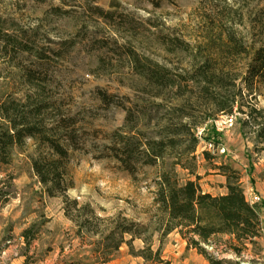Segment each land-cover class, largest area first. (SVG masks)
Instances as JSON below:
<instances>
[{"label":"rangeland","instance_id":"1","mask_svg":"<svg viewBox=\"0 0 264 264\" xmlns=\"http://www.w3.org/2000/svg\"><path fill=\"white\" fill-rule=\"evenodd\" d=\"M112 1L96 0V5L109 10ZM157 1L159 6L155 7L153 2ZM91 2L0 0V22L4 31L9 34L27 32L28 38L38 45L37 49L51 57L47 69L50 88L59 99L61 109L75 118L79 134L85 140L82 149L72 153L67 164L73 187L65 193L66 197H49L33 175L25 156L16 155L10 166L0 167V190L7 199L0 207V264H99L93 251L100 236L85 230H94V225L98 226L97 230H102L101 226L105 224L93 222L94 225L80 229L83 231L77 235L78 226L65 216V201L76 200L77 208L89 206L101 220L120 215L138 224L153 221V199L162 164L143 166L131 178L114 159L103 157L107 154L104 138L122 127L125 113L116 106L103 107L96 92L103 90L117 96L118 100L130 98L138 109L151 112L152 123L168 113H177L178 108L193 116L184 118V123L189 120L202 122L209 116L206 113L209 107L205 101L195 98L201 90L192 82L188 85L192 96L186 87L180 97L176 89L167 90L162 99L156 100L163 107L156 109L149 89L145 91L142 82L130 71L122 55L125 47L167 68L178 83V76H187L204 61L197 46L202 42L200 36L208 16L221 18L244 42L264 41V21L262 25L255 22L261 19L262 4L256 2L115 0L119 6L113 9L115 23L112 25L105 24L89 11ZM55 7L70 13L60 16L53 11ZM176 39L187 43L180 45L186 51L178 48ZM52 52L61 55L56 57ZM2 58L0 97L17 92L19 96L26 88L20 83L10 58ZM21 61L28 67L35 64L31 55L23 56ZM220 63L226 64L225 70L231 78L243 74L247 59L235 57ZM235 83L239 85V81ZM263 93L264 88L257 91L255 100L245 93L242 104L249 102L264 108ZM242 110L247 112L245 107ZM241 120H246V116L237 110L232 116L218 115L209 119V126L218 135L215 138L218 143L213 145L201 139L203 131L201 135L197 134L194 173L198 180L194 176L190 180L196 182L203 193L224 195L227 193L226 179L216 166H230L239 173V184L247 201L261 208L264 203V153L253 152L252 129L245 127L242 131ZM203 152L208 154L206 159ZM171 161L167 158L165 164ZM176 173L180 179L186 178V172L180 168H176ZM69 209L79 224L87 218L83 211L75 213L72 207ZM260 212L264 230V212ZM77 214L81 217H76ZM25 230H30L29 239L23 237ZM129 238L128 235L124 237L125 240ZM227 239L213 240V244L204 249L222 264H264V238L241 256H236L224 245ZM142 246L139 240L132 243L135 252ZM161 255L170 264H210L194 249H187L177 232L163 240ZM106 264L145 263L123 244Z\"/></svg>","mask_w":264,"mask_h":264},{"label":"trees","instance_id":"2","mask_svg":"<svg viewBox=\"0 0 264 264\" xmlns=\"http://www.w3.org/2000/svg\"><path fill=\"white\" fill-rule=\"evenodd\" d=\"M33 1L45 3L47 0ZM58 1L64 3L66 0ZM246 1L262 4L259 10L261 19L255 20L262 25L264 0ZM115 3L113 0L109 10H104L96 5V0H92L88 8L96 18L112 25L115 23L113 9L119 6ZM153 5L158 7L159 1L153 2ZM53 11L60 16L70 13L60 7L53 8ZM208 17L200 36L202 42L197 46L198 52L204 55V61L187 76H178V83L167 68L139 55L132 48L125 47L122 54L130 71L142 82L144 90L149 89L156 109L163 107L156 100L162 99L167 90L176 89L180 97L184 95L186 87L185 90L192 96V89L188 85L192 82L198 84L201 91L195 98L205 101L209 107L206 120L184 123V118L191 119L193 116L178 108L175 110L177 113H168L152 123L151 112L144 108L138 109L130 98L118 100L117 96L103 90L98 89L96 92L97 100L103 107L116 106L125 113L122 127L105 136L107 154L103 157L114 159L131 178L143 166L156 167L158 163L162 164L153 199L155 213L153 221L148 224H138L120 215L101 220L89 206L77 208L76 200L65 201V216L78 226L77 235L83 231L80 229H86L96 222L105 224L101 226L102 230H97V225H94V230H85L100 236L93 251L99 264L108 263L123 244L145 264H170L163 260L161 246L163 240L173 232H177L185 241L187 249H194L210 264H222L204 249L212 245L213 240L227 237L224 245L236 256H241L242 252L254 248L264 238L260 212H264V203H261V208H257L247 201L237 171L230 166H216L226 179L227 193L220 196L203 193L197 183L190 180L191 176L198 180L194 173L198 130L203 131L201 139L204 141L213 145L218 143L215 142L218 136L215 129L208 124L211 117L232 116L234 110L245 114L246 120L240 121L241 130L251 128L254 136L253 152L264 153V108H257L249 102L242 104L245 93L255 100L254 94L264 88V41L244 42L226 27V22L221 18ZM3 27L0 22V62L2 57L10 58L26 91L19 96L17 92L0 97V167L10 166L16 155L25 156L45 193L49 197H66L65 193L73 187L67 164L71 154L82 149L85 140L79 134L75 118L61 109L59 99L50 88L47 69L51 57L37 49L38 45L28 38L27 32L9 34ZM174 42L179 45L178 48L186 51L180 46L187 45L186 42L180 39ZM52 54L56 57L61 55ZM25 55L33 56V67L25 66L21 61ZM235 57H243L247 63L241 76L230 78L229 72L225 70L226 64L220 61ZM236 81H239L238 86ZM262 96L264 99V93ZM242 107L247 112H243ZM202 155L205 159L208 156L207 152ZM167 158L172 159L169 164H165ZM176 168L186 172V178L180 179ZM0 197L2 207L7 199L1 190ZM69 207L75 213L83 211L87 218L79 224L70 214ZM78 215L76 217H81ZM29 233L30 230H25L23 237L29 239ZM126 235L130 237L128 240L124 239ZM135 240L143 244L136 252L132 248Z\"/></svg>","mask_w":264,"mask_h":264},{"label":"built area","instance_id":"3","mask_svg":"<svg viewBox=\"0 0 264 264\" xmlns=\"http://www.w3.org/2000/svg\"><path fill=\"white\" fill-rule=\"evenodd\" d=\"M229 120H231V119H229ZM201 131H202V130H198L197 134L201 135Z\"/></svg>","mask_w":264,"mask_h":264}]
</instances>
